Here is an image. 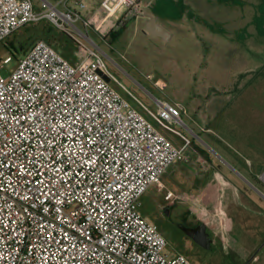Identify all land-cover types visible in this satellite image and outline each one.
<instances>
[{
	"label": "built area",
	"instance_id": "obj_1",
	"mask_svg": "<svg viewBox=\"0 0 264 264\" xmlns=\"http://www.w3.org/2000/svg\"><path fill=\"white\" fill-rule=\"evenodd\" d=\"M54 1L41 0L38 10L32 0H0V43L47 20L86 51L73 62L39 39L14 68L12 56L0 62V264H193L168 253L141 212L144 194L163 192L168 169L190 160L191 141L177 127L185 125L182 108L141 101L77 26L100 31L99 11L141 19L149 4L98 0L85 15L87 0ZM257 177L264 185V170Z\"/></svg>",
	"mask_w": 264,
	"mask_h": 264
},
{
	"label": "rangeland",
	"instance_id": "obj_2",
	"mask_svg": "<svg viewBox=\"0 0 264 264\" xmlns=\"http://www.w3.org/2000/svg\"><path fill=\"white\" fill-rule=\"evenodd\" d=\"M235 1L194 0L198 7H191L192 19L188 14L182 21L166 24L168 39L152 36L133 22L124 29L101 26L99 33L78 26L94 40L90 45L104 56L111 71L141 101L153 109L157 99L181 106L185 125L177 127L191 141L189 164L192 154L199 155L202 147L223 168L221 190L214 191L212 204L203 206L200 214L199 200L189 204L192 214L184 213L187 205L181 197H177L173 209L169 208L180 227H172L167 251L184 254L193 264H261L264 260V185L256 177L264 170V34L256 30L257 26H264V0ZM34 4L39 10L41 0H34ZM168 12L175 16L182 13L178 5ZM212 18L225 22L227 35L210 30L208 23L214 24ZM46 27L36 26L38 30ZM241 27V32H234ZM54 28L52 44L62 49L65 56L77 61L86 55L76 39ZM119 29L121 35L112 39L111 32ZM26 32L23 28L15 37L0 43V62L12 56L7 68H14L17 59L36 40L44 38L33 35L34 31ZM238 32L243 33L241 40ZM64 39H69V43L62 48ZM2 73L7 74L6 70ZM163 132L176 145L183 144L179 137ZM188 170L174 175L172 180L182 182L183 189L194 195L196 190L190 181H197L194 177L199 174V161L188 166ZM154 209L150 198L143 200V211L153 213ZM201 224L211 232L208 248L197 244L181 228ZM256 254L259 261L254 260Z\"/></svg>",
	"mask_w": 264,
	"mask_h": 264
},
{
	"label": "crops",
	"instance_id": "obj_3",
	"mask_svg": "<svg viewBox=\"0 0 264 264\" xmlns=\"http://www.w3.org/2000/svg\"><path fill=\"white\" fill-rule=\"evenodd\" d=\"M87 1L89 3V10L85 11L84 14L91 15L95 13L98 9V0H87ZM143 1L146 4H149V7L147 8L146 16L144 18L134 19L123 14L118 20H115L114 18L107 16L105 12L99 11L103 20L102 26H126L128 22H133L136 26H142L146 32V23L149 19L153 18L155 21H157V23L160 26H162L164 29L167 30V28L165 27L167 26L166 25L167 23L172 22L174 20L182 21L185 15L188 14L192 15V11H193V9L191 11L192 6H195L196 8L198 7L196 3L193 2L194 0H143ZM176 5H178L181 8L182 13L180 16L170 15V13L168 12L169 8H171L172 6L174 8L176 7ZM188 17L189 19H191L190 16ZM79 25L82 26L81 23L77 24V26ZM197 158L199 159V174H198L199 176L197 175L196 177H194L195 179H197L196 182L193 180L190 181L191 182L190 185L194 187V189L196 190V194L189 195L186 192V190L183 189L181 185L183 183L182 182L179 183L178 181H173L172 178L174 175H178V173L184 174V169L190 172V170H188V166L196 165L198 161ZM200 158L201 160H204L205 163H202ZM218 165L219 164H216L215 161L212 158H210L208 154H205L201 151H199V155L197 156L195 154H192L190 164L188 162L175 163V165L171 166L168 169L167 173L163 177L165 190L163 192H160L155 187L150 188L141 199L142 206H143V200L146 198H150L153 206H155L153 213L160 212V210L166 207V205L171 206V209H173L175 207V204H177L176 203L177 198L173 199L170 202H167L164 199V194L166 193L167 190H170L177 193L179 197H181V199H184L185 206L187 205V209L184 212L186 214H189V212H191L192 214L193 211L192 205L193 203L196 202V200H199L200 211H198V214H200L201 208L203 206H208L212 204L214 191L216 189L218 191L219 189L221 190V186H222L221 177L222 175H224V171L223 168H219ZM251 172L252 171L250 170V173ZM188 175L190 176V178L191 177L193 178L191 174ZM257 176L258 174L256 175V177ZM169 180L172 182H170ZM191 203L192 205L190 206L189 204ZM142 206H141V212L144 215V217L149 220L152 217L153 213H147L143 211ZM149 221L153 223L155 222L153 219ZM170 254L175 255L177 253L174 254L170 253ZM257 255L258 254H256V256Z\"/></svg>",
	"mask_w": 264,
	"mask_h": 264
},
{
	"label": "trees",
	"instance_id": "obj_4",
	"mask_svg": "<svg viewBox=\"0 0 264 264\" xmlns=\"http://www.w3.org/2000/svg\"><path fill=\"white\" fill-rule=\"evenodd\" d=\"M33 1V3H34V0H32ZM220 1H222V2H226V3H228V2H232V3H237L235 0H220ZM240 4H243V3H240ZM34 6H35V4H34ZM182 7H184V6H182ZM190 15V14H189ZM194 16L193 15H190V18L192 19ZM258 16H256V22L258 21ZM212 19H214V18H212ZM205 21V20H204ZM47 23V25H46V23ZM206 23H208L207 21H205ZM224 23L225 22H222V21H219V20H216V19H214V24L213 25H210L209 23H208V27L210 28V30H212L213 32H218V33H222V34H225V35H227L228 34V32H226V30L223 28L224 26ZM29 25H35V27H30ZM29 25H27V26H25V27H23V28H25V30L27 31L26 33H29V32H31V31H34L33 33V35H37V36H42V37H44V38H42V39H44V40H46L49 44H51L52 46H54L53 44H52V42H53V38H54V25H52L49 21H47V20H42V21H40V22H38V23H35V24H29ZM38 25H40V26H47L46 28H42V29H40V30H38L39 28H36V26H38ZM54 26V27H53ZM22 28V29H23ZM125 28V26H122V29H124ZM243 28L244 27H241V28H238V29H234V32H236V31H240L241 32V30H243ZM249 27H245V29H248ZM256 30L257 31H260V32H263V34H264V26H257V28H256ZM121 29H119V30H115V31H113V32H111V38L112 39H116L117 37H119L120 35H121ZM240 32H238L239 33V35L238 36H240L241 38L239 39V40H241L242 38H244V36H243V33H240ZM251 34V36L253 35V32L252 33H250ZM13 36V35H12ZM13 37H15V36H13ZM253 38H254V35H253ZM69 43V39H64V42H63V47L62 48H64L67 44ZM10 45L11 46H13V43H10ZM54 48L55 49H57L55 46H54ZM24 49V46L23 45H21L20 46V51H22ZM65 58H67V59H69L67 56H65L64 55V53L61 51L62 49H57ZM17 52V50L15 49V52L14 53H16ZM70 61H73V60H71V59H69ZM74 62V61H73ZM200 149V151L201 152H203V153H205V154H208L209 155V153H208V151L206 150V149H204V148H202V147H200L199 148Z\"/></svg>",
	"mask_w": 264,
	"mask_h": 264
},
{
	"label": "water",
	"instance_id": "obj_5",
	"mask_svg": "<svg viewBox=\"0 0 264 264\" xmlns=\"http://www.w3.org/2000/svg\"><path fill=\"white\" fill-rule=\"evenodd\" d=\"M146 32L152 36L160 37L163 39H168L170 37V33L162 26H160L153 18L147 21ZM209 149L214 152L210 147ZM181 228L197 244L205 248L210 247L211 239L209 233L207 232V226L205 224H201L192 228L181 226Z\"/></svg>",
	"mask_w": 264,
	"mask_h": 264
},
{
	"label": "flooded vegetation",
	"instance_id": "obj_6",
	"mask_svg": "<svg viewBox=\"0 0 264 264\" xmlns=\"http://www.w3.org/2000/svg\"><path fill=\"white\" fill-rule=\"evenodd\" d=\"M169 208L171 206L166 205V207L162 208L160 212H156L152 214V218L158 223L157 226L161 233L166 238L167 242H169L170 238L173 235L172 227L178 226L180 227V224L176 223L173 218V212L169 211ZM207 232L210 235V239L212 238L211 232L209 227L207 226Z\"/></svg>",
	"mask_w": 264,
	"mask_h": 264
}]
</instances>
